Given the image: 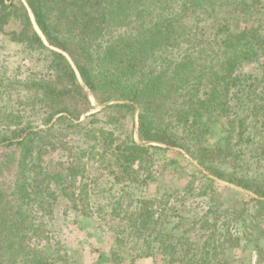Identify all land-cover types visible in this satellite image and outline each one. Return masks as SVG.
<instances>
[{
  "label": "trees",
  "instance_id": "1",
  "mask_svg": "<svg viewBox=\"0 0 264 264\" xmlns=\"http://www.w3.org/2000/svg\"><path fill=\"white\" fill-rule=\"evenodd\" d=\"M14 2L0 0V30L14 15ZM24 2H20L25 11L21 16V30L11 34L15 39L30 40L46 51L53 63L47 71L52 72L35 73L44 74L42 78L34 74L31 78L10 81L5 93L8 99L16 95L17 101L28 103V107L35 105L34 101L60 105L69 103V97L75 94L89 108L91 101L84 93L85 87L98 104L118 100L121 102L115 105L117 108L133 110L136 109L133 103L137 104L140 143L126 138L115 149L111 146L110 153H105L108 150H103L97 142L99 137L93 133L96 143L88 146L93 157L110 155L108 162L105 159L102 162L120 168L118 172H111L116 183L128 177L139 179L137 176L148 169L153 155L166 150L159 146L163 144L185 150L214 177L264 198L263 178L244 172L264 152V98L259 97L264 84V0ZM255 62L261 68V75L253 68L245 71L246 65ZM57 77V83L53 84ZM53 111L44 119L45 130L27 123H17L4 132L0 128V145L21 149L13 192L15 206L9 208L0 197V264H56L57 258H47L44 252L40 254L38 249L17 241L28 238V234L32 239L47 240L44 235H49V221L54 219L59 199L73 201V209H78L75 202H87L92 195L89 183L81 187L80 196L71 192L66 184L69 177L45 165L49 152L44 141L55 132L57 124L49 125L56 115L65 114L56 120L58 126L63 125L74 133L84 130L77 122L80 114L76 115L70 106L53 108ZM112 120L110 124H114ZM255 128L261 135L258 142L251 140L254 136L251 130ZM215 129L223 136L209 145ZM243 145L254 148L250 153L245 152L240 149ZM236 146L240 154L233 153ZM69 168L75 170L77 165L71 163ZM80 177L84 181L87 176ZM151 178L150 173L143 176L142 186H147ZM98 181V178L90 180L93 184ZM193 184L184 191H191ZM113 187L107 191L111 192ZM131 187L125 186L122 190ZM142 193L138 200L128 195L132 199L127 210L120 202L116 206L109 204L112 208L108 211L100 203L92 206L87 202L89 212L85 215L93 217V207H96L95 215L104 213L100 219L104 224L108 225L112 218L130 220L129 240L142 241L140 247L144 246L139 248L137 257L150 258L156 245L169 264L177 261L224 264L222 258L227 249L251 246L259 249L255 232L262 230L264 200L251 199L254 205L241 202L234 208L218 202L189 220L168 204L169 197L154 216L146 211L153 201L145 200V191ZM252 212H255L253 216ZM172 215L174 222L169 219Z\"/></svg>",
  "mask_w": 264,
  "mask_h": 264
},
{
  "label": "rangeland",
  "instance_id": "2",
  "mask_svg": "<svg viewBox=\"0 0 264 264\" xmlns=\"http://www.w3.org/2000/svg\"><path fill=\"white\" fill-rule=\"evenodd\" d=\"M20 2L25 4L24 0H15L14 15L10 18L9 23L0 30V128L4 132L7 127H14L17 123H27L31 124L35 129L45 130L47 126L44 123V119L51 112H54L53 108L58 110L61 106L63 108H69L70 106V109L76 115L80 114L77 122L84 127L83 132L74 133L71 129H65L63 125L58 126L56 120L65 115L62 113L56 115L49 125L54 126L57 124L53 136H48L47 142L44 141V147L49 152L46 156L45 165L50 170L58 173L63 172L69 177V183L66 184L71 187V192L80 196L81 187L89 183L92 195H89L87 202L91 203L92 206H98L97 204L100 203L108 211L112 206H116L118 202L122 204L124 210H127L125 208L130 199L138 200L137 198H140L143 195L142 192L145 191V200L153 201L152 205L147 206L146 211L149 210L151 214L157 216L163 208L162 203H165L164 200L169 197L168 204L175 207L177 214L189 217V220H191L192 216L202 214L210 205L218 202H222L226 208H234L235 206L238 207L239 204L241 205V202L249 203L250 206L254 205L251 199L264 200V198L249 190L214 177L203 169L198 161L185 150L156 143L154 145H159L166 150L153 155L151 163L147 165L148 169L145 168L141 172V176H137L139 179L132 180L128 177L125 180L123 179L124 181L116 183L115 175H112L111 172H118L120 168L115 166L112 168L110 163H104L109 161L110 155L105 156L106 158L93 157L94 155L88 146L96 143L93 133L99 137L97 142L102 146L103 150H108L105 153L111 150V146L115 149L126 138H133L140 143L138 135L140 110L137 104L133 103L135 110L117 108L115 105L121 102L118 100L98 104L90 90L85 87L84 93L91 101L89 108H86L82 98L77 97L75 94L69 97V103L60 105H54L55 103L44 105V103L34 101L35 105L28 107V103L25 105V103L17 101L16 95L8 99L5 93L10 88L8 86L10 81L31 78L36 72L45 74V72L50 71H47V68L53 64L47 58V52L42 50L38 44L24 38L15 39L12 36L11 32H19L21 30V16L25 13ZM177 4L180 5L181 2ZM233 24H236L234 20ZM243 26L244 24L241 28ZM35 28L39 32L36 26ZM39 34L47 44L41 32ZM52 49L55 50L54 48ZM55 51L62 53L57 49ZM64 55L68 57V55ZM68 59L70 58L68 57ZM258 65L256 62L246 65L245 71L253 68L255 72L261 75V68H258ZM44 74L38 73L35 75H39V78H42ZM45 76L48 75L46 74ZM57 81L58 77L54 78L52 83H57ZM79 81L84 86L80 78ZM262 85L260 89L262 90V96L259 95V97L264 98V84ZM32 97L33 95L28 96L26 101ZM128 103L131 104L130 102ZM259 116L262 115L259 114ZM111 119H113L114 124L109 123ZM89 130L95 131L87 132ZM251 133L254 134L251 140L258 142L261 135L257 129H252ZM222 136L221 131L215 129L213 138L207 144H214ZM112 140L113 143H111ZM233 143L235 144V141ZM2 145H0V197L4 204L7 202L9 208H12L16 204V197L13 192L21 160V149L17 146L6 149ZM147 145H151V143H147ZM237 148L238 146H236V151L233 150V153L240 154L237 152ZM253 148V145H243L240 149L250 153ZM103 159H105L104 162H102ZM262 161H264V152H261L259 158L252 160L251 164H249L251 167L245 168L244 172L249 173V176L260 175L264 180V167H261ZM71 163L77 165L75 170H69ZM136 169L137 166L134 170ZM148 173L153 178L148 180L147 186H142V177ZM80 175L87 177L83 181ZM88 177L89 179H87ZM95 178L99 179L96 184L90 182V180ZM192 182H194V188L189 192H185L186 187ZM71 184L75 185L72 186ZM129 185L132 186L130 189L125 188L124 191L122 190L123 187ZM112 186H114L113 190L111 192L107 191ZM103 190L106 191L102 192ZM129 194L134 197L131 198L128 196ZM59 200L54 219L51 222L49 221L47 230L49 235H44L48 239H32L31 234H28L26 235L28 238L21 237L22 239L17 241V243H24L26 247L38 249L40 254L44 252L43 255L47 258H57L56 264H169L168 259L162 255L156 245L150 258L137 257L139 248L142 249L144 246L140 247L142 241L129 240L127 234L130 233V220L112 218L107 225L100 220L104 213L101 216L95 215L96 207H93V217L85 215L89 212L87 208L89 205L85 202L86 200L83 203L75 202L78 209H73L74 202L69 199L61 197ZM191 210H193V213ZM166 213L171 215L168 210ZM253 214L255 212H252V216ZM169 219L173 222L176 220L173 215ZM260 222L263 231L255 232L259 249L253 246L235 248L233 250L227 249L225 258H222V263L264 264V217ZM169 227L172 228L173 224ZM3 236L7 238L6 233ZM120 243H124V245L119 246L121 245ZM244 244L243 239L242 245ZM65 251L67 252L66 257L64 256ZM219 262L221 263V261ZM177 264H180V261H177Z\"/></svg>",
  "mask_w": 264,
  "mask_h": 264
}]
</instances>
